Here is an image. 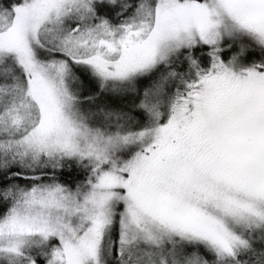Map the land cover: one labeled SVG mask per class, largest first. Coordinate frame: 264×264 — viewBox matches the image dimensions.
<instances>
[{
	"label": "snow or ice",
	"instance_id": "snow-or-ice-1",
	"mask_svg": "<svg viewBox=\"0 0 264 264\" xmlns=\"http://www.w3.org/2000/svg\"><path fill=\"white\" fill-rule=\"evenodd\" d=\"M0 264H264V0H0Z\"/></svg>",
	"mask_w": 264,
	"mask_h": 264
}]
</instances>
